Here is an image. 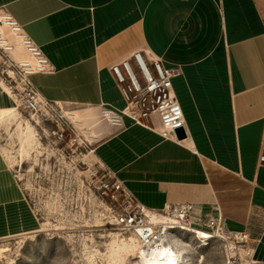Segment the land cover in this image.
<instances>
[{
	"label": "crops",
	"instance_id": "obj_1",
	"mask_svg": "<svg viewBox=\"0 0 264 264\" xmlns=\"http://www.w3.org/2000/svg\"><path fill=\"white\" fill-rule=\"evenodd\" d=\"M1 8L49 61L52 73L30 80L51 102L123 111L110 67L137 50L178 69L188 137L164 138L157 120L124 117L123 128L95 129V158L147 209L192 203L197 221L221 213L228 230L249 234L248 262L264 264V0H0ZM11 105L0 84V111ZM37 232L0 151V241Z\"/></svg>",
	"mask_w": 264,
	"mask_h": 264
},
{
	"label": "rangeland",
	"instance_id": "obj_2",
	"mask_svg": "<svg viewBox=\"0 0 264 264\" xmlns=\"http://www.w3.org/2000/svg\"><path fill=\"white\" fill-rule=\"evenodd\" d=\"M8 38L13 40L11 35ZM15 57L13 54V59L22 62ZM0 84L13 108L0 111V151L17 175L38 220L37 233L0 241V264L146 262L137 239L109 215L111 198L99 188L106 169L91 154L97 142L84 149L78 138L70 142L76 134L67 130L65 140L54 143L48 125L33 121L18 107L9 89L1 81ZM58 109L66 117L76 113L84 119L80 122L94 129L93 137L96 128L109 123L102 120L98 109L83 112L81 107L62 104ZM27 132L33 134L30 145ZM93 169L98 171L97 176H93ZM173 236L181 242L175 249L183 257L182 264H228V241L192 232H176L168 239ZM252 246L251 239L246 249L236 246V257L243 264L249 263L247 253Z\"/></svg>",
	"mask_w": 264,
	"mask_h": 264
},
{
	"label": "built area",
	"instance_id": "obj_3",
	"mask_svg": "<svg viewBox=\"0 0 264 264\" xmlns=\"http://www.w3.org/2000/svg\"><path fill=\"white\" fill-rule=\"evenodd\" d=\"M9 33L21 36L19 43L32 56L30 63L18 62L12 58L15 48L8 38ZM1 62L3 66L0 65V81L9 89L23 112L37 124L41 122L48 125L54 143L63 142L67 130L76 134L70 142L78 138L84 149L97 142L90 127L82 122L72 121L71 116L66 117L58 109V103L45 99L32 84V75L52 73L50 63L5 8L0 9ZM110 72L127 104L121 112L106 107L101 110L112 126L123 128L124 117L136 124H142L143 121L154 123L157 120L162 137L178 141L176 131L181 128L188 137L186 120L173 90V79L178 75V69H169L161 58L137 50L114 63ZM95 152L96 148L91 149V154L95 155ZM258 162L264 166V130ZM93 172V176H97L98 171L93 169ZM99 183L100 190L111 198L110 217L117 226L132 234L144 251L150 252L163 247L167 238L176 232L201 230L208 232L210 239L215 235L231 243L228 264H243L240 257H236V246L243 249L249 247L250 236L248 233L228 230L221 213L209 215L197 222L196 207L192 203L167 205L161 211L147 209L136 201L133 194L109 170L105 171Z\"/></svg>",
	"mask_w": 264,
	"mask_h": 264
},
{
	"label": "bare ground",
	"instance_id": "obj_4",
	"mask_svg": "<svg viewBox=\"0 0 264 264\" xmlns=\"http://www.w3.org/2000/svg\"><path fill=\"white\" fill-rule=\"evenodd\" d=\"M9 35L11 34L9 33ZM11 37H13L12 42L15 48L13 54L14 56H16L15 58H19V59L21 58L20 60L22 61V63H30L32 61V56L28 53V51L22 45H20L19 40L21 36L11 35ZM8 109L12 110L13 108H8ZM72 114L73 115L71 116L73 117L74 120H76V122L84 121V119H81L77 115H74L76 113H72ZM101 118L102 120L104 119L102 115H101ZM106 120H103V121H106ZM25 136H26L28 145H30L29 140L32 138L33 134L30 132H27L25 133ZM192 233H195V234L197 233V236H202L204 234L209 235L208 232L201 231V230L192 231ZM209 236L211 237V235ZM180 243H181L180 240L177 239V237L173 236L172 238H169V239L167 238L163 247L159 249H154L153 251H150V252L141 250L142 253L144 254V257L148 259L146 262H143L142 264H182L183 257H180L177 254L176 249H175V246L179 245Z\"/></svg>",
	"mask_w": 264,
	"mask_h": 264
},
{
	"label": "water",
	"instance_id": "obj_5",
	"mask_svg": "<svg viewBox=\"0 0 264 264\" xmlns=\"http://www.w3.org/2000/svg\"><path fill=\"white\" fill-rule=\"evenodd\" d=\"M176 134H177V137H178L179 140H184L186 138V134L184 132V129H182V128L178 129L176 131Z\"/></svg>",
	"mask_w": 264,
	"mask_h": 264
}]
</instances>
